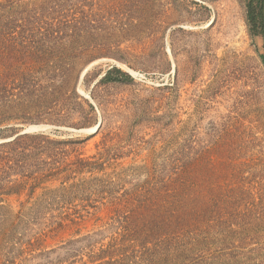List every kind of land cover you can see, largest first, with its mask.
I'll use <instances>...</instances> for the list:
<instances>
[{"label": "rangeland", "instance_id": "1", "mask_svg": "<svg viewBox=\"0 0 264 264\" xmlns=\"http://www.w3.org/2000/svg\"><path fill=\"white\" fill-rule=\"evenodd\" d=\"M26 1L67 22L62 40L83 68L92 63L76 90L90 96L95 121L83 123L76 111L62 117L57 106L18 95L0 103V114L17 131L63 127L44 133L81 138L82 157L104 151L110 161L33 191L32 179L21 180L3 195L0 264H264L263 38L258 18L255 25L248 18L262 0ZM112 66L131 79L97 84ZM99 118L100 129L84 132ZM180 155L201 157V207L209 188L229 184V215L204 214L182 228L162 215L137 231L125 227L124 207ZM84 235L78 250L66 252L68 240ZM27 240L34 253L54 251L32 259L21 252Z\"/></svg>", "mask_w": 264, "mask_h": 264}, {"label": "trees", "instance_id": "2", "mask_svg": "<svg viewBox=\"0 0 264 264\" xmlns=\"http://www.w3.org/2000/svg\"><path fill=\"white\" fill-rule=\"evenodd\" d=\"M23 1L0 0V103L6 104L12 96H29L50 109L57 106L62 117H69L76 111L81 114L83 123L95 121L93 105L76 90L85 62L73 53L75 48L68 41L62 40L68 23L57 20V16L36 1L24 4ZM248 18L253 25L258 18L261 32V11L255 15L252 9L249 10ZM130 79L127 72L112 66L97 84L127 82ZM7 120L8 116L0 114V137H13L0 142V217H4L2 212L6 210L2 196L15 192L21 180L32 179L33 191L36 184L44 180L57 178L66 183L80 174L100 171L110 161L104 151L97 156L82 157L78 151L82 139L78 137L56 138L44 132L15 135L19 130L9 125ZM111 158H117V154ZM200 158L199 155H180L171 160L166 176L144 185L146 195L140 194L134 201L126 202L129 203L125 204L121 214L125 216V227L131 226L137 231L144 226L143 221L162 215L165 220H176L180 228L185 221L193 219L195 222L204 214L228 216L229 184L218 192L209 188L211 198L202 207L196 197L195 192L200 187ZM206 171L214 174L210 167ZM223 175L224 171H219V176L223 178ZM15 217L13 222L22 216ZM86 238L84 235L68 240L66 252L78 250L75 244ZM29 246L30 240H27L21 252L31 254L32 259L47 258V253L54 251L34 253L36 249Z\"/></svg>", "mask_w": 264, "mask_h": 264}, {"label": "water", "instance_id": "3", "mask_svg": "<svg viewBox=\"0 0 264 264\" xmlns=\"http://www.w3.org/2000/svg\"><path fill=\"white\" fill-rule=\"evenodd\" d=\"M261 16H262V38H263V56H264V0H262V3H261ZM92 65V63L83 68L82 71L80 72L79 74V80H82V78L84 77V75L86 74L87 70L89 69V67ZM126 72H128L129 74H131L129 71L126 70ZM79 90V89H78ZM85 98L89 99L90 96L86 93H83L81 92ZM101 124V119L99 118L97 120V122L95 123V129L92 131L90 128H85L86 130L84 132H87V133H93L95 132L99 126ZM63 127H59V126H55V125H49V124H46V125H41V124H37V125H29V126H24L22 129H20V131L18 133H16L15 135L17 134H24V133H33V132H49L51 131L52 129H55V130H59ZM67 130L71 131V132H75V133H79L81 132V130H84V129H72V128H66ZM14 135V136H15ZM13 137H9V138H6V139H0V142H4V141H8L10 139H12Z\"/></svg>", "mask_w": 264, "mask_h": 264}, {"label": "bare ground", "instance_id": "4", "mask_svg": "<svg viewBox=\"0 0 264 264\" xmlns=\"http://www.w3.org/2000/svg\"><path fill=\"white\" fill-rule=\"evenodd\" d=\"M130 70H132V69H130ZM129 71V70H128ZM130 72V71H129ZM43 125H45V124H43ZM33 126V125H32ZM95 129V125L91 128V130L93 131ZM83 131V130H82Z\"/></svg>", "mask_w": 264, "mask_h": 264}]
</instances>
